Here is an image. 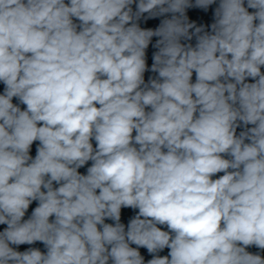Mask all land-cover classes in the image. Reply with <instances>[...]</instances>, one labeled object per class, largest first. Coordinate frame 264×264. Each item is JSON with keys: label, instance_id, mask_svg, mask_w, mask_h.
<instances>
[{"label": "clouds", "instance_id": "clouds-1", "mask_svg": "<svg viewBox=\"0 0 264 264\" xmlns=\"http://www.w3.org/2000/svg\"><path fill=\"white\" fill-rule=\"evenodd\" d=\"M262 69L264 0H0V264H264Z\"/></svg>", "mask_w": 264, "mask_h": 264}]
</instances>
